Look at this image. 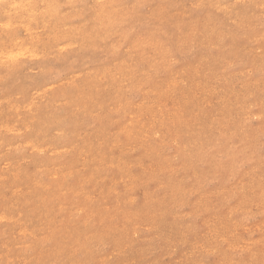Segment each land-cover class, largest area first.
<instances>
[{
	"label": "rangeland",
	"instance_id": "rangeland-1",
	"mask_svg": "<svg viewBox=\"0 0 264 264\" xmlns=\"http://www.w3.org/2000/svg\"><path fill=\"white\" fill-rule=\"evenodd\" d=\"M0 264H264V0H0Z\"/></svg>",
	"mask_w": 264,
	"mask_h": 264
},
{
	"label": "bare ground",
	"instance_id": "bare-ground-1",
	"mask_svg": "<svg viewBox=\"0 0 264 264\" xmlns=\"http://www.w3.org/2000/svg\"><path fill=\"white\" fill-rule=\"evenodd\" d=\"M46 26V25H45ZM9 27V26H8ZM31 54V53H30ZM34 54V53H33ZM11 58V57H10Z\"/></svg>",
	"mask_w": 264,
	"mask_h": 264
}]
</instances>
